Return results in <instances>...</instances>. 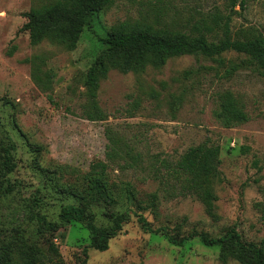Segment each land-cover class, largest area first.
<instances>
[{
  "label": "rangeland",
  "instance_id": "obj_1",
  "mask_svg": "<svg viewBox=\"0 0 264 264\" xmlns=\"http://www.w3.org/2000/svg\"><path fill=\"white\" fill-rule=\"evenodd\" d=\"M230 1L111 0L68 51L48 41L33 46L22 30L24 14L42 0H0V123L15 144V169L8 178L20 184L12 194L0 195V241L32 248L45 264L84 259L88 232L77 223L39 231L30 207L33 195L40 200L39 213L53 222L63 205L85 201L101 226L110 224L104 213L128 211L129 221L108 249L88 248L85 264H222L218 246H205L198 237L175 246L160 229L182 238L191 231L218 237L234 227L245 242L264 241V76L246 55L225 52L221 63L183 55L138 74L109 70L96 93L105 119L83 115L85 74L102 50L98 38L112 26L147 24L187 33L205 21L213 29L206 37L215 41L227 22L231 39L264 38V0L243 9H232ZM29 58L32 64L25 61ZM35 66L43 89L32 79ZM225 92L245 116L228 127L218 118ZM106 131L138 155L134 166L107 161ZM203 142L219 147L213 217L195 197H167L163 191L175 182L165 181L164 164ZM97 162L107 163L112 188L107 200L91 199L87 191L89 168ZM136 215L159 232H144Z\"/></svg>",
  "mask_w": 264,
  "mask_h": 264
},
{
  "label": "trees",
  "instance_id": "obj_2",
  "mask_svg": "<svg viewBox=\"0 0 264 264\" xmlns=\"http://www.w3.org/2000/svg\"><path fill=\"white\" fill-rule=\"evenodd\" d=\"M255 0H231L230 7L238 5L241 9L247 3ZM111 3V0H42V4L31 8L24 14L27 19L22 30L28 32L29 43L33 46L42 41L52 42L63 46L68 51L75 49L77 41L85 28H89L95 16ZM213 29L206 24L194 23L190 32H171L164 29H154L147 24L121 23L112 26L105 37H99L102 45L100 54L85 74L86 105H83V115L90 121H102L106 115L98 106L96 93L99 80L109 70L121 73H141L147 66L159 68L172 58L183 55L201 56L222 62L221 55L225 52L244 54L249 61L255 63L263 71L264 76V38L231 39L228 23H224L222 37L209 41L206 34ZM32 64V59H26ZM38 66L31 67L32 79L42 88L34 75ZM233 71V70H231ZM43 89V88H42ZM218 118L223 125L230 126L235 122L245 119L240 107L237 106L232 95L225 92L221 97ZM107 139L106 157L109 163L115 160L129 161V166H134L138 155L133 149L121 143L119 138L105 132ZM15 144L0 123V195L12 194L20 186L19 182H11L8 175L15 169L13 152ZM170 164V163H169ZM164 164L165 181L172 179L174 184L166 186L164 192L167 197L191 195L204 207L206 214L214 216L213 186L217 178L220 165L219 147L203 142L188 148L172 165ZM107 163L97 162L91 165L86 177L87 191L90 198L98 201L110 199V189L106 180ZM129 190V186L126 191ZM34 222L39 231L53 232L64 228L71 223H77L88 232V245L82 249L84 259L80 264H85L87 249L98 252L108 249L109 240L115 237L122 225L129 221L127 210L122 214L106 212L110 224L101 226L96 222V215L89 202L78 206L63 205L58 213V221H48L39 213L40 200L36 195L30 199ZM264 214V212H263ZM137 222L144 232H159L152 230L148 222L140 215H136ZM167 241L175 246H183L188 240L198 237L205 246L219 247V261L225 264L234 260L238 264H264V241L259 245L242 240L234 227L229 228L223 235L209 237L205 233L191 231L182 238H177L160 229ZM32 248L24 247L10 241H0V264H45L40 258L36 260ZM56 252V250H54ZM50 260V258H47Z\"/></svg>",
  "mask_w": 264,
  "mask_h": 264
}]
</instances>
